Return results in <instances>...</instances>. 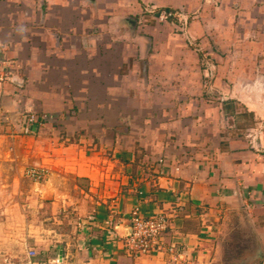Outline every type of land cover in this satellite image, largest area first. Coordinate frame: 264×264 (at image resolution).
<instances>
[{
	"label": "crops",
	"instance_id": "1",
	"mask_svg": "<svg viewBox=\"0 0 264 264\" xmlns=\"http://www.w3.org/2000/svg\"><path fill=\"white\" fill-rule=\"evenodd\" d=\"M0 66L4 167L46 169L53 264H236L232 227L264 264V0H0ZM163 209L172 253L131 256L132 213Z\"/></svg>",
	"mask_w": 264,
	"mask_h": 264
},
{
	"label": "rangeland",
	"instance_id": "2",
	"mask_svg": "<svg viewBox=\"0 0 264 264\" xmlns=\"http://www.w3.org/2000/svg\"><path fill=\"white\" fill-rule=\"evenodd\" d=\"M158 19L166 22L162 17ZM185 20L186 17L178 18L174 27L176 33L186 34L187 30L183 29ZM191 42H194L193 39ZM196 50L200 48L196 46ZM247 133L252 134L250 136L254 139L253 132L248 130ZM5 151L4 143L0 141V264H53L56 262L53 254L45 255L49 242L47 233L42 232L49 231L53 226V213L51 215L50 210L41 209L35 200V182L24 176L29 166L21 168L17 174L4 167ZM229 232L231 241L225 244L224 261L238 264L245 243L239 240V229L232 227ZM30 252L34 255H29Z\"/></svg>",
	"mask_w": 264,
	"mask_h": 264
},
{
	"label": "built area",
	"instance_id": "3",
	"mask_svg": "<svg viewBox=\"0 0 264 264\" xmlns=\"http://www.w3.org/2000/svg\"><path fill=\"white\" fill-rule=\"evenodd\" d=\"M152 11L153 8L149 7L148 12ZM161 17L165 20L168 18H176L178 20V18L185 16L177 11H162L158 18ZM185 24L186 20L183 25ZM7 77L8 74H5L4 69L0 66V82L7 79ZM46 175V169L40 167H28L24 171V176L34 182L44 180ZM175 212V209H163L148 217H142L137 212H133L129 221L130 232L126 236L124 242V249L126 252L131 256H140L164 251L172 253L173 249L165 246L163 235L170 228L169 223L174 217ZM29 255H34V252H30ZM57 262L58 261L56 260V263Z\"/></svg>",
	"mask_w": 264,
	"mask_h": 264
}]
</instances>
